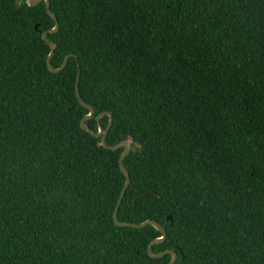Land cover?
Wrapping results in <instances>:
<instances>
[{
    "label": "trees",
    "instance_id": "16d2710c",
    "mask_svg": "<svg viewBox=\"0 0 264 264\" xmlns=\"http://www.w3.org/2000/svg\"><path fill=\"white\" fill-rule=\"evenodd\" d=\"M49 3L56 74L44 3L0 0V264L172 262L114 223L123 149L81 130L78 72L130 147L119 221L176 264H264V0Z\"/></svg>",
    "mask_w": 264,
    "mask_h": 264
},
{
    "label": "water",
    "instance_id": "95a60500",
    "mask_svg": "<svg viewBox=\"0 0 264 264\" xmlns=\"http://www.w3.org/2000/svg\"><path fill=\"white\" fill-rule=\"evenodd\" d=\"M41 3H44L45 5V10H46V13L48 14V16L55 22V25L53 27V29L45 32L42 34L41 38L42 40L46 43V45L50 48V52L47 56V59H46V66H47V69L50 73H53V74H56V73H59L61 72L67 65V62L69 60V58L72 57V55H67L65 56V58L63 59V62L61 64V66L59 68H54L52 67L51 65V61H52V58H53V55H54V51H55V45L53 43H51L48 39H47V35L48 34H54L58 31L59 29V25L56 21V18L55 16L50 12V3H49V0H26V6L28 8H35L37 7L38 5H40ZM16 7L17 8H20V5L19 3H15ZM37 27L35 26V29ZM79 72L76 76V79H75V96L77 98V101L79 102V104L85 108L87 111H88V114L82 118V120L80 121V128L81 130H83L84 132L88 133L91 137L95 138V139H100L101 140V145L102 147L105 149V150H108V151H117L119 149H123V152L122 154L120 155V160H119V166H120V170L121 172L124 174L125 178H126V182H125V185H124V188H123V191L121 193V196L119 198V201H118V204L116 206V210L114 212V216H113V219H114V223L120 227V228H130V229H135V230H143L147 227H153L154 229H156L161 235H162V238L159 239V240H156L154 241L149 249H148V256L151 258V259H154V260H159V259H162L164 258L165 256H171L172 257V262L171 264H176L177 261H178V257L177 255H175L174 253H171V252H166L164 254H160V255H154L153 254V247L154 246H158V245H161L163 243H165L166 239H167V233L166 231L157 223L155 222H147V223H144L140 226L138 225H131V224H125L123 222H120L119 219H118V213H119V209H120V206L122 204V201L125 197V194H126V191L130 185V182H131V178H130V175H129V172L127 171L125 165H124V162H125V158L127 157L129 151H130V147L129 145L126 143V142H122L118 145H115V146H109L107 145L106 143V137H107V133L108 131L110 130L111 128V125H112V116L111 114L109 113H103L101 115H99L97 117V123H98V131L97 132H93L91 129H89L87 126H86V122L90 119H92L94 117V109L85 104L80 95H79V91H78V84H79ZM104 116H107L109 118V121H108V125L106 127V129L104 130L100 124H99V120L104 117ZM146 194V193H145ZM137 198V197H136ZM168 222L171 221V218H168L167 220Z\"/></svg>",
    "mask_w": 264,
    "mask_h": 264
}]
</instances>
